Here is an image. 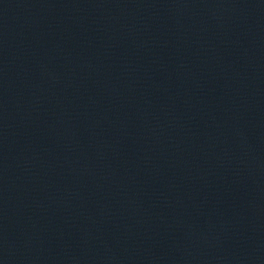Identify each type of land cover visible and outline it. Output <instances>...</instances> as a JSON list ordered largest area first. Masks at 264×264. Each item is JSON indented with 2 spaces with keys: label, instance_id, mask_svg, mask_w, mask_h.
<instances>
[{
  "label": "water",
  "instance_id": "1",
  "mask_svg": "<svg viewBox=\"0 0 264 264\" xmlns=\"http://www.w3.org/2000/svg\"><path fill=\"white\" fill-rule=\"evenodd\" d=\"M0 264H264V0H0Z\"/></svg>",
  "mask_w": 264,
  "mask_h": 264
}]
</instances>
